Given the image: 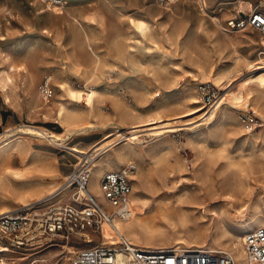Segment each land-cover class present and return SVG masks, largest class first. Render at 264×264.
<instances>
[{
  "label": "rangeland",
  "instance_id": "rangeland-1",
  "mask_svg": "<svg viewBox=\"0 0 264 264\" xmlns=\"http://www.w3.org/2000/svg\"><path fill=\"white\" fill-rule=\"evenodd\" d=\"M225 1L228 0H207L206 13L209 15L203 16L205 13L197 0H179L171 6L174 11L163 7L158 0H69L67 10L79 17L83 23L81 26L75 25L67 12L65 15L61 14L63 16L52 15L50 11L42 12L41 0H0V143L9 142L0 150V169L16 168L41 174L42 169L52 165L57 172L47 176L48 187L42 191V195H46L50 192L49 187L65 184V176L72 173L78 162L65 149L75 144L85 146L83 142H86L87 147L89 143L101 140L106 135V130L103 129L86 134L76 133L74 127L66 131L55 119L57 104L52 101L63 98L57 85L65 78L75 87L83 86L86 81L95 83L98 89L108 90L109 97L118 98L121 107L136 106L142 111L146 107H159L164 113L173 114V121L191 118L200 113L186 117L175 114L185 110L184 106V109L180 107V103L187 97L197 96L201 101L193 105H207L203 111V116H207L230 89L235 88L238 82L251 73L239 61L242 55H247L250 59L258 58L259 55L264 58V46L253 43L250 38L252 36L258 40L264 32L252 28L228 32L241 39L233 46L214 23L216 13L219 12V16L226 18L236 6L224 4ZM250 1L254 3L255 9L264 11L262 0ZM221 8L223 10L219 11ZM152 11L161 13L153 15ZM131 17L148 21L158 35H139L130 27ZM202 18L209 22L208 26L213 31L216 30L213 32L207 24L203 25ZM88 37L94 42L92 45L104 55L106 72L101 78L86 80L84 72H77L70 65L65 51L84 63L83 66L91 68ZM125 37L132 38V54L127 52L121 56L115 49V43ZM21 66V70L17 69ZM211 66L215 73L235 68L237 78L231 86L224 88L211 78ZM200 68H204L207 73L202 74ZM47 80L54 90L50 99L53 109L50 110L41 108L46 103L41 86ZM261 102V110L264 112V99ZM101 107L106 114L101 119L108 121L114 105L109 99L101 103ZM43 112L48 114L47 117ZM182 123L184 122H178L180 127L175 128V131L160 136L151 135L153 130H146L151 125L141 126L145 130L140 133V142L128 148L133 149L135 146L134 149L146 154L166 150L180 154L186 166L183 176L190 178L192 187L198 185L197 188L201 189L205 205L209 209L208 214H211L214 205L219 207L223 204L227 208L224 193L231 184L243 178L249 186L246 198L249 208H242L241 202H235L234 206H229L230 213H222L231 215L221 219L223 227L241 236L240 222L244 218L250 221L255 213L262 214L264 218L263 116L255 112L252 104L246 108H236L227 102L217 120L209 124L202 122L197 127V123ZM26 125L63 133L67 147L45 137L27 134L20 129ZM204 143L213 151L209 157L201 155L200 147ZM224 148L225 154L221 152ZM226 154L240 162L241 170L228 165ZM136 166L138 167L137 163ZM239 170L241 173H236ZM97 179L98 175L95 174L90 191L104 202ZM167 183L173 185L171 180ZM180 188L173 187V190L180 193ZM75 190V185H72L60 195H67V201ZM57 193L45 196L44 199L51 198L45 204L53 201ZM13 204L17 206L18 203L16 201ZM194 211L196 214L204 213L199 207ZM210 219L196 221L207 224ZM93 238L92 245L101 242L99 232H95ZM74 240L79 241L77 238ZM78 245L85 247L89 244L80 242ZM63 250L62 247H57L32 257L30 251L25 250L4 254L0 252V257L5 258L7 264H63L67 256V251Z\"/></svg>",
  "mask_w": 264,
  "mask_h": 264
},
{
  "label": "bare ground",
  "instance_id": "bare-ground-1",
  "mask_svg": "<svg viewBox=\"0 0 264 264\" xmlns=\"http://www.w3.org/2000/svg\"><path fill=\"white\" fill-rule=\"evenodd\" d=\"M53 1L41 0V3H44H42L41 11H50L51 14L55 16L67 12L75 25H83L79 17L67 10V3L69 0H63L64 5L57 4V0ZM197 2H199V0H197ZM223 3L235 4L242 8L248 7L249 9H255L254 3L250 0H228ZM262 3H264L263 0ZM168 9L174 11L173 7H169ZM200 9L205 13L203 16L209 15L206 13L204 7H200ZM261 11L264 12L263 10ZM160 13L159 11H152L153 15ZM73 23L71 25H73ZM201 23L203 25L207 24L209 30L213 31V28L208 26L209 22L204 20V18L201 19ZM129 24L136 33L143 37H154L158 35V33L153 30L150 23L144 19L131 17ZM222 32L230 39V43L233 46L236 45L237 41H241L239 36L233 37L226 31ZM78 37L81 38V36ZM250 38L253 40V43L264 46V33L258 40L252 36ZM131 42H133L131 37H125L122 40L116 41L115 49L118 55L124 56L127 52L132 54L131 50L133 44ZM92 43L94 44L88 37L87 46L90 49L91 68L83 66L84 63H80L74 55L65 51V57L69 60L70 65L75 71L84 72L87 75L86 80L101 78L104 72H106V70H104V55L100 53ZM235 52L239 54L237 49H235ZM262 53L263 52H261V54ZM239 61L248 67L251 73L238 82L235 88L230 89L225 96L217 102V106L209 111L207 116H203V111L207 108V105H193L201 101L197 96L187 97L180 103V107L182 106L183 108L184 106L185 110L175 114H179L178 117H186L193 113H200L191 118L173 121L171 120L173 114H166L159 107H146L144 111L138 109L136 106L130 108L127 106L121 107L118 98L109 97V91L106 89H98L95 87V83L86 81L83 86L75 87L65 78L57 85L63 98L61 100L52 101L53 104H57L55 119H57L66 131L70 127H74L73 130L78 134H86L90 131L99 129L106 130V135L103 139L89 143L87 147L81 144L67 147V142L63 133L54 132L47 128L37 126L26 125L20 128L27 134L45 137L60 146L67 147L65 150H67L70 155L80 159L75 164L76 168L81 165L85 157L89 158V156L97 155L89 165L91 169L88 182L89 191L91 190L90 184L95 174L98 175L97 186L102 193L100 179L106 171L123 170L128 165H134L137 168L135 172L130 174L134 181L131 203L133 214L130 217L124 218L117 213H113V207L110 203L106 199L102 202L101 198L94 194L107 212L110 214L113 213L111 221L105 220L103 223V230L102 233H100L101 242L97 244L98 246L116 248L119 247L122 237H125L132 244L147 248H170L181 245L185 247H209L217 251H229L234 254L236 264H251L245 256L242 246V237L244 233L255 227H264V218L262 214L255 213L252 215V220L248 221L247 218H244L240 222V226L242 227L241 236L231 233L229 229L221 225L222 217L224 218L225 216L231 215L222 213H230L229 206H234L235 202H241L242 208H249L246 200L249 186L243 178L231 184L224 193V204L227 208L223 204V206L221 205L219 207L218 205H216L217 207L214 205V209H212L214 212L211 211V214H208L209 209L205 205L204 196L200 192L201 189L197 188L198 185L197 187L193 186V188L190 183V178L183 176L186 166L180 154L172 150L150 152L146 154L143 151L134 149L135 146L133 149L128 148V146L140 142V133L145 130L141 129V126L151 125L149 129L146 130H153L151 135L154 136H160L163 133L168 135L170 131H175V128L180 127L178 122H184L182 124L186 125L197 123L196 126L199 127L202 122L209 124L211 121L217 120L219 112L227 102L236 108H246L252 104L255 112L261 113L264 118V112L261 110V100L264 99V58L259 55L258 58L250 59L247 55H242ZM13 62L15 63V61ZM237 67L239 68V65H237ZM17 69L21 70L22 66ZM234 69H223L215 73V69L212 67L211 78L224 88H228L237 78V73ZM200 70L202 74L207 73L204 68H200ZM9 99L10 98H8V100ZM109 99L114 105V111L110 114V119L104 121L101 118L106 117V114L103 112L101 103ZM50 102V100H46V103H43L41 108L46 110L53 109ZM43 114L46 117L48 115L46 112H43ZM8 143L7 141L3 144L0 143V150ZM200 152L202 156L205 155L207 157L213 154L210 146L206 143L201 145ZM221 152L226 153V149L224 148ZM226 157L229 166L239 169L242 168L240 162L237 161L235 157L230 154H226ZM172 158H174V161ZM104 170L106 171L104 172ZM240 170L236 173H239ZM54 172L57 171L52 165L42 169L41 174H33L29 170L16 168L0 169V215L13 211L19 206L43 205L51 199H44L45 196L55 194L56 192L58 193L54 195L55 199L48 204L64 202L67 195L60 194L72 185L71 174L65 176L64 185L58 187L51 186L48 188L50 192L46 195H42V191L48 187L46 181L47 176L53 175ZM237 178L239 177L237 176ZM159 179H161V182ZM168 180L173 181V185L167 183ZM179 180L183 182L180 183ZM49 184H52V182ZM173 187H181L180 193H175ZM71 199L72 196L68 198L67 201ZM16 201L18 203L17 206L13 204V202ZM198 207L202 208L204 213L196 214L194 210ZM238 211L241 212V210ZM205 218H211V221L207 224L205 222L196 221ZM89 237L93 240L92 235H89ZM2 248L1 253L10 252V249L7 248L6 245ZM67 249H69V251L67 250V256H65V263L63 264H67L68 252H72L76 248L70 245ZM65 251L66 249L63 250V252ZM27 258H29V256H27ZM18 259L22 260L24 258ZM0 264H7L5 258L0 257Z\"/></svg>",
  "mask_w": 264,
  "mask_h": 264
},
{
  "label": "built area",
  "instance_id": "built-area-1",
  "mask_svg": "<svg viewBox=\"0 0 264 264\" xmlns=\"http://www.w3.org/2000/svg\"><path fill=\"white\" fill-rule=\"evenodd\" d=\"M53 1V0H47ZM165 8L179 0H158ZM54 2V1H53ZM64 5L63 0H57ZM200 7L208 8L207 0H199ZM223 8H221L222 11ZM214 16V23L222 31L240 32L250 28L264 32V12L257 9L233 7L226 18ZM45 100L53 97L54 90L49 82L41 86ZM97 156V155H96ZM96 156L85 157L71 173V184L75 185L72 199L57 204L19 206L13 211L0 215V252L6 245L10 252L30 251L31 257L45 251L62 247L76 249L68 252L67 264H236L235 256L229 251H217L209 247L194 248L176 245L170 248L140 247L125 237L119 247L92 245L89 235L102 233L105 220L111 221L112 214L128 218L133 214L131 207L134 165L123 170H108L100 179L104 198L113 207L110 214L88 190L90 163ZM80 159H78L79 161ZM71 185V186H72ZM75 238L79 241L75 242ZM80 242L89 245L79 247ZM242 246L251 264H264V227H256L244 233Z\"/></svg>",
  "mask_w": 264,
  "mask_h": 264
},
{
  "label": "crops",
  "instance_id": "crops-1",
  "mask_svg": "<svg viewBox=\"0 0 264 264\" xmlns=\"http://www.w3.org/2000/svg\"><path fill=\"white\" fill-rule=\"evenodd\" d=\"M84 144H85V146H86V142H83ZM106 170H104V172H105Z\"/></svg>",
  "mask_w": 264,
  "mask_h": 264
}]
</instances>
